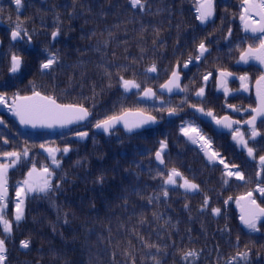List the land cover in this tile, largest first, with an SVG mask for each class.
Masks as SVG:
<instances>
[{"label":"trees","instance_id":"16d2710c","mask_svg":"<svg viewBox=\"0 0 264 264\" xmlns=\"http://www.w3.org/2000/svg\"><path fill=\"white\" fill-rule=\"evenodd\" d=\"M213 1L214 19L224 10L228 20L234 17L233 5L241 9L243 3ZM140 3L143 7H133L132 0H21L18 8L14 0H0V92L9 94L8 100L35 90L62 104L82 105L91 114L84 127L56 135L21 132L11 120L19 139L15 146L22 141L14 151L21 159L8 173L11 203L17 204V188L33 167L41 181L45 167L52 176L46 192L24 189L20 221L16 208L2 209L11 224L5 232L0 223L3 264H264V222L257 225L259 231L243 227L234 201L229 202L264 176L243 168L238 184L219 174L221 168L181 134V123L191 119L180 115L132 136L120 130L109 138L92 132L97 122L129 110L163 119L156 106L136 98L162 82L148 69L155 65L158 78H167L176 65L199 55L196 40L204 31L196 17L199 0ZM17 23L24 43L13 45L9 34ZM54 31L59 32L55 39ZM13 53L23 64L18 75L10 76ZM53 55L55 63L42 70L41 63ZM121 77L141 87L126 91ZM76 131H89L91 137L77 142L71 137ZM161 142L167 149L162 168L153 159ZM42 145L58 151L59 166L40 152ZM173 168L181 175L175 184H165ZM185 179L198 188L181 187ZM227 187L239 192L230 195ZM25 240L27 248L21 246ZM189 251L195 255L185 257ZM243 252L247 258L237 255Z\"/></svg>","mask_w":264,"mask_h":264},{"label":"flooded vegetation","instance_id":"af4514ba","mask_svg":"<svg viewBox=\"0 0 264 264\" xmlns=\"http://www.w3.org/2000/svg\"><path fill=\"white\" fill-rule=\"evenodd\" d=\"M255 2L260 3V0H255ZM233 8L234 17H231L230 20L223 18V16L229 14L224 10H221L219 16L214 19L216 13L214 2V14L212 17L204 23H201L197 18L204 31L197 38L196 43L199 41L197 43L199 48V44L203 42L208 51L204 53L203 58L201 57L199 60L192 59L187 67L182 65L180 68L185 91L183 98H168L158 95L152 104L159 109V116L162 118L167 115L169 108L181 109V112L176 113V117L182 115V118L191 119V121H186L185 128L189 129V135H185L182 131L185 138L192 143L193 139H190V137L197 141L194 144L204 154L205 160L221 168V171H217L219 174L229 178L232 183L241 184L242 180L237 179L235 176L229 177L227 175L228 171L235 172L239 170L245 177L243 168H246L251 172L255 170V172L264 176L259 164V157L264 156V119H256L254 125L247 123L254 116L253 109L258 107L255 97V84L264 74L262 70L264 65L251 58L247 63L241 61V53L249 46L253 48L259 46L260 40L258 37L262 34L245 33L244 24L239 17V14L243 12V3L240 5L241 9L237 7V4H234ZM251 15L253 19H259L255 13ZM198 16L199 13L197 12L196 17ZM221 71L231 73L226 81L227 94H225V88L221 86ZM209 73L211 75H208ZM205 75H208L207 81L204 80ZM241 76L248 77L247 81L244 82L247 90L242 87L239 79ZM169 77L170 74H168L167 78H158V72L155 71L152 78L155 80L162 79V82L154 87L155 90ZM201 87L204 88V95L197 96L196 93ZM0 94L6 93L0 92ZM6 96H9V94H6ZM11 99L6 104H0V121H3V123H0V164H9L11 162V158L3 156L2 153L14 152L16 148H19L18 145L22 143V141H19L15 146V142L19 139L17 138L15 141V130L10 125L13 115V111L9 107ZM185 108L186 110H184ZM201 108L204 109L203 112L198 111ZM209 111L212 116L206 114ZM224 117L233 122L231 128L225 127L223 123L217 124L216 121H223ZM8 124L10 126L7 129ZM253 127L258 133L255 137L252 135ZM192 129L195 131H192ZM237 132L243 135L244 140L247 141V147L233 139ZM248 147L253 149L254 155L251 157L247 152ZM159 148H161V145H159ZM165 151L166 149L163 151V155ZM213 153L216 155L213 156ZM225 165H227V168ZM13 169L14 166L10 167L7 172V196L4 201H0V206H6H3L2 209L16 208V205L11 203L13 179L8 176V173ZM21 187L25 189L24 184ZM258 187H264V180L261 183H256L250 190L241 193L236 199H233V197L229 199V202L234 201L233 208L239 219L238 210L241 206L237 204V199L245 196L248 192H252L253 199L259 204L260 200L258 198L264 200V195L256 191ZM225 190L230 195L239 192L235 187H227ZM261 221L262 219L258 223Z\"/></svg>","mask_w":264,"mask_h":264},{"label":"snow or ice","instance_id":"6c2138e0","mask_svg":"<svg viewBox=\"0 0 264 264\" xmlns=\"http://www.w3.org/2000/svg\"><path fill=\"white\" fill-rule=\"evenodd\" d=\"M15 4L19 8L21 5V0H14ZM133 7L140 5V7H143V5L140 3V0H132ZM197 11L199 13V16L197 17L201 23H204L207 21L210 17L214 14V2L213 0H199ZM252 13H255L256 16L259 17V19H253ZM240 19L244 24L245 31H250L252 33H260L262 34L259 38L260 43L259 46L256 48H253L252 46H249L244 52L241 53L240 59L244 61L245 63L248 62V60L255 59L260 62V64L264 65V0H260V3H256L255 0H243V12L240 15ZM27 35V32L24 33ZM59 34L58 31H54L52 33L53 39ZM21 37V25L20 23H17L13 31L11 32V39L13 41L17 40ZM28 40L31 41V37H28ZM199 55L195 57L196 60H199L201 56L204 55L205 52L208 51V49L205 47V44L201 42L199 44ZM192 58L190 57L187 62H185L184 67L188 66V63H190ZM56 57L53 55L50 58L46 60V62H42L40 67L42 70H47L52 67V65L55 63ZM23 64V59L21 56L12 54L11 55V62H10V68L9 71L11 73H17L20 71L21 66ZM150 72H155L156 67L153 65L151 68L148 69ZM208 75H211L209 73ZM208 75L204 76V80L207 81ZM231 73L226 71L220 72L221 77V86L225 88V94H227V88H226V81L227 77L230 76ZM122 81L123 88L127 91L132 88L139 89L141 86L134 80H126L123 77L120 78ZM179 73L178 71H173L171 79L168 80L167 83L161 85L162 89H166L167 91L171 92L173 88H180L179 84ZM242 87L247 90L246 84L244 83L247 81V76H241L239 77ZM257 95L260 100L259 107L256 109H253V112H255L257 115L264 116V75H262L259 80H257ZM183 91L184 89H180ZM155 92L151 88H146L143 90V96L144 97H152L155 96ZM197 96H203L204 95V88L201 87L199 91L196 93ZM7 103V96L6 94H0V104H6ZM11 110L14 112V114L19 117L21 124H31L33 127H35L37 124L46 125L48 127L53 126L54 124H60V125H66L73 123L74 121H80L84 120L89 116V111L87 108L83 107L82 105H62L57 103V101L50 96L42 95L39 91H33L32 95L30 96H21L19 94H14L12 97V104L9 106ZM169 114H174L175 109H169ZM198 111L203 112L204 109H198ZM209 116H212V113L209 111L206 113ZM130 115H134L136 119L132 122H129L128 117ZM215 119V117H213ZM123 121L124 126L131 131L133 128H139L144 124L148 123H155L156 118L154 116H144L142 111H138L136 113L131 112H125L122 115H113L109 116L106 119H103L96 123V128H103L104 131H108L113 125L116 123H119ZM256 121V116L254 115L250 121L247 123L254 125ZM217 124L223 123L225 127L231 128L232 123L228 120L227 117L223 118V121L217 120ZM0 123H3V121H0ZM185 135H189V129H183ZM192 131H195L192 129ZM79 136L82 138L87 136L86 132L78 133ZM253 137L258 135V133L255 131V128L253 127L252 131ZM190 139H193V143H196L197 141L190 137ZM203 139V137H201ZM233 139H236L238 143L243 145L244 147H247V141L244 140L243 135L239 134L237 132L236 135L233 136ZM7 143V141H5ZM166 145L164 142H161V149L160 151L156 152V159L159 160L161 163H164V160L162 158V151ZM43 147V145L41 146ZM49 154L52 156V163L59 166V161L55 158V151L53 149H49ZM63 151L66 153L69 151L68 148H64ZM248 155L251 157L254 155L253 149L248 147L247 148ZM3 156L11 158V162L9 164H0V201H4L7 196V172L8 169L12 166H14L20 159L21 154L17 152H4L2 153ZM28 153L25 151L23 153V156H27ZM216 154L213 153V156ZM211 159V157H210ZM259 164L261 167V171L264 172V156L259 157ZM227 168V165H225ZM36 172L35 167L28 173L29 179L25 180L23 184L26 186V190L28 192H46L51 187L50 180L48 177L52 176V173L49 171L47 167L42 169V176L44 179L41 181L38 178L34 177V173ZM181 174L175 169H171L169 173L167 174V178L165 179V184H175L176 183V177L180 176ZM227 175L229 177L235 176L237 179L243 180L244 176L243 174L237 170L235 172L228 171ZM259 176L260 173H257ZM102 179V178H101ZM225 183H227V180H225ZM181 187H184L187 190H195L198 188V185L194 183H190L187 179L184 180V183L181 185ZM23 190L17 191V197H20L22 195ZM261 195H264V187H258L256 189ZM164 195H167V192H164ZM231 199V197H229ZM241 201H244L245 204H241ZM227 200L225 201V204H227ZM24 203L23 199H20L19 202L16 204V215L15 220L20 221L23 218V208L21 205ZM207 203V201H205ZM237 204L241 206L242 208V215L240 216L241 222L250 230L252 231H259V228L257 226V222L260 220L261 217H264V207H261L259 204L256 203V200L253 199V193L248 192L245 196H242L237 199ZM6 206V205H3ZM0 206V223L4 225V231L10 232L11 231V224L10 222L4 218L2 214V207ZM220 209L215 208L213 209V212L215 214H220ZM21 246L24 248H27L29 246V241H21ZM151 246V245H149ZM6 252L5 248V241L3 239H0V264H3V261L6 259V256L4 253ZM185 257L187 256H193L195 255L194 252H187L184 254ZM238 256L242 258H247L248 253H237ZM158 264V262H157Z\"/></svg>","mask_w":264,"mask_h":264},{"label":"water","instance_id":"95a60500","mask_svg":"<svg viewBox=\"0 0 264 264\" xmlns=\"http://www.w3.org/2000/svg\"><path fill=\"white\" fill-rule=\"evenodd\" d=\"M0 26H3V24H2V22L0 21ZM246 33H250L251 34V32L250 31H246ZM252 35H254V34H252ZM10 39H11V36H10ZM23 40H22V38H18L17 40H15V41H13L12 39H11V42L13 43V44H15L16 42H22ZM29 49H31L32 47H33V44H32V41H29ZM262 70L264 71V67H262ZM175 71H178V73H179V69H178V67H176L175 68ZM19 72H17V73H9L10 75H16V74H18ZM179 76H180V79H179V84H180V88L178 89V88H173V90L171 91V92H169V91H167L166 89H162V88H160V92L161 93H163V94H167V95H182L183 94V91H181L180 89H182V87H181V81H182V77H181V75L179 74ZM171 79V78H170ZM257 91H258V89H257V83H256V85H255V97H256V100H257V103H258V107H259V104H260V100H259V98H258V95H257ZM30 95H32V94H30ZM30 95H27V96H30ZM155 98V96H152V97H144L143 96V93L138 97V100H140V101H150V100H153ZM57 103H59V102H57ZM60 104V103H59ZM257 107V108H258ZM128 112H131V113H136V112H138V111H128ZM143 115L144 116H150V115H148V114H146V113H144L143 112ZM254 115L256 116V119H264V116H261V115H257L255 112H254ZM13 118H14V120H15V122H16V124L23 130V131H29V132H33V133H37V132H47V133H51V134H55V133H59V132H62V131H67V130H70V129H72V128H74V127H78V126H82V125H84L89 119H90V114H89V116L86 118V119H84V120H80V121H74L73 123H70V124H66V125H60V124H54L53 126H51V127H48V126H46V125H41V124H37L35 127H33L31 124H21L20 123V120H19V117H17L15 114L13 115ZM136 119V117L134 116V115H130L129 117H128V120H129V122H132V121H134ZM160 124V122L159 121H157L156 120V122L155 123H148V124H144V125H142L141 127H139V128H133L131 131H129L125 126H124V122L123 121H121V122H119V123H116L115 125H113L107 132L106 131H104V129L103 128H96V127H94V129H93V131L95 132V133H97V134H102V135H104V136H106V137H109L110 136V134H111V132L112 131H114L115 129H121L125 134H127V135H134V134H136V133H140V132H142L143 130H145V129H151V128H155L157 125H159ZM89 137H90V134L89 133H87V136H85V137H81V136H79L78 134L77 135H75L73 138L75 139V140H77V141H87L88 139H89ZM49 149H41V151L43 152V153H45L46 155H48V156H51L50 154H49V151H48ZM163 158V157H162ZM155 161H156V163L158 164V165H163L164 163H161L159 160H157L156 159V156H155ZM241 203L242 204H245V202L244 201H241ZM239 212L241 213V215H242V208H239ZM261 218H264V217H261Z\"/></svg>","mask_w":264,"mask_h":264},{"label":"rangeland","instance_id":"374dc122","mask_svg":"<svg viewBox=\"0 0 264 264\" xmlns=\"http://www.w3.org/2000/svg\"><path fill=\"white\" fill-rule=\"evenodd\" d=\"M132 89L135 90V88H132ZM34 177H35V178H38V179L41 178V176H40L38 173H34Z\"/></svg>","mask_w":264,"mask_h":264}]
</instances>
